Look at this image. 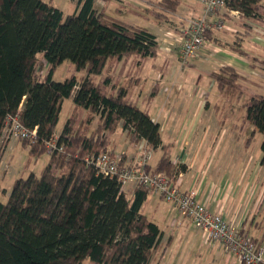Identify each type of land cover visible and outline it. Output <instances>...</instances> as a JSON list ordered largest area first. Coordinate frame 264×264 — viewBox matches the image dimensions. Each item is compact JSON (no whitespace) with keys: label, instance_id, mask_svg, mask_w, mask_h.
Wrapping results in <instances>:
<instances>
[{"label":"trees","instance_id":"trees-1","mask_svg":"<svg viewBox=\"0 0 264 264\" xmlns=\"http://www.w3.org/2000/svg\"><path fill=\"white\" fill-rule=\"evenodd\" d=\"M179 4L158 3L170 13ZM229 5L245 19L264 18L262 0H231ZM164 17L155 14L157 19ZM237 51L247 55L240 45ZM158 53L156 37L146 28L108 15L95 0H78L69 15L44 0H0V140L7 118L19 113L20 122L37 131L29 148L31 157L37 158L58 131L64 102L72 98L73 104L60 132L63 150L49 155L41 176L31 173L17 179L7 202L0 201V264H151L163 232L142 211L150 191L136 188L129 196L116 179L98 175L86 158L115 154L109 147L110 135L121 123L133 144L145 140L152 150H162L157 164H149L147 171L168 175L186 171L185 165L171 161L161 125L128 97L126 87L113 85V92L106 93L93 81L112 61ZM251 60L256 67L258 60ZM65 61L86 75L80 81L75 74L54 80L55 70ZM45 64L49 69L42 76ZM213 76L221 90L238 92L241 74L235 68L222 67ZM103 83L110 85L108 79ZM155 92L157 88L152 96ZM84 111L99 115L96 130H89L90 120L82 124ZM246 119L253 125L252 136H263L264 166V94L250 97Z\"/></svg>","mask_w":264,"mask_h":264},{"label":"rangeland","instance_id":"rangeland-1","mask_svg":"<svg viewBox=\"0 0 264 264\" xmlns=\"http://www.w3.org/2000/svg\"><path fill=\"white\" fill-rule=\"evenodd\" d=\"M45 1L52 2V5H59L66 14H70L74 10V3H77L74 0V3L72 0ZM105 1L110 3L106 8L108 15L128 24L144 27L150 32L158 29L160 21L155 18L158 12L164 14L165 17L169 16L173 21H179L180 18L179 14L167 12L157 5L159 0ZM179 1L181 10L192 7L197 2V0ZM262 3L264 5V0ZM251 22L264 29V22L255 19ZM174 26L173 23L170 24V27ZM252 33L257 32L252 31ZM260 33L258 36L264 37L263 31ZM256 45L260 46L258 42ZM250 55L264 57V50L256 48L254 52H250ZM41 57L39 55V58ZM256 66L258 69L251 68L253 75L243 74L239 78L238 92L234 94L221 90L217 85L213 89L210 88L211 82L215 81L213 76V69L217 70L215 65L192 61L182 66L176 55L170 56L160 52L156 57L140 58L133 55L112 61L104 74L93 78V81L103 86L106 93L113 92V85L117 88L126 87L128 97L140 109L147 111L151 117L159 118L162 127H165V131H162L163 141L168 145V154L173 160L184 155V150H179V144L184 135L186 122L193 111L194 100L198 99L210 103L211 109L214 110L212 117L214 127L221 125L228 133L233 132L246 136L249 154L261 159L263 136L261 133L252 136L253 125L246 119V106L250 97L255 94H264V67L259 62ZM47 71L48 66L42 65V76H45ZM72 74H75L80 81L86 72L77 73L72 63L65 61L57 67L53 77L56 81H64ZM107 79L110 81L108 87L103 83ZM156 88L158 92L152 96ZM165 88H168L170 92L165 91ZM70 101L65 102L58 130L62 127L66 114L72 111H68ZM87 120H90L89 130H96L100 120L99 115L84 111L81 116L82 124L85 125ZM237 120L240 122L239 126H235ZM96 133L101 137L102 130L99 129ZM199 135V130H196L191 137L190 144H196ZM110 139L109 147L115 149L116 154L136 155L133 146L136 144H133L130 137L124 133L121 123L117 131L110 135ZM3 145L0 144V150L3 149ZM162 154V151H157L151 163H157ZM48 160L49 155L46 152L33 158L29 153V147L24 146L23 141L12 140L0 160V201L7 202L17 179L26 178L31 173L41 176ZM129 190L131 188L128 187L127 193L131 196ZM143 213L157 223L166 236L165 242L156 251L151 264H241L233 254L224 249H211L209 244L205 243L200 230H194L188 227L189 225L184 228L173 227V222L183 216L172 203L168 204L152 191L143 206ZM262 218H264V213Z\"/></svg>","mask_w":264,"mask_h":264},{"label":"crops","instance_id":"crops-1","mask_svg":"<svg viewBox=\"0 0 264 264\" xmlns=\"http://www.w3.org/2000/svg\"><path fill=\"white\" fill-rule=\"evenodd\" d=\"M74 1L72 0L73 3ZM160 1L156 4L158 5ZM109 4L105 0H95L96 7L104 9L105 12ZM74 5V10L70 14L74 13L77 9V3H74ZM53 6L62 10L59 5L53 4ZM179 7L180 4L175 12V14H179L180 16L179 21H173L169 16H166L163 19H158L160 22L157 31L150 32L147 29L156 37L159 44V52L170 56L176 55L178 60L179 40L183 29L186 28L190 19L200 17L203 13V6L198 0L192 7H187L183 10ZM64 14L69 15L65 12ZM223 18L226 21L227 27L222 30H211L209 33L210 45L205 49L202 58L192 61L215 65L217 70L213 69V72L219 71L222 67L231 66L238 70L241 77L243 74L253 75L251 68L258 69V66L252 67L253 61L251 58L257 59V64V62L262 63L264 57L251 56L250 52H254L256 48L264 50V37L258 36V33L262 31L264 33V29L260 25L252 23L253 19H245L244 16L240 19H235L224 15ZM216 19L213 18L212 21H216ZM257 21L264 22V18ZM171 23L175 25L173 28L170 27ZM252 31L257 33L253 34ZM255 42H258L260 46L257 47ZM239 45L247 55H241L237 51ZM261 66L264 67V65ZM215 86L216 81H212L210 88L213 89ZM167 90L170 92L168 88H165V91ZM70 100L68 111L73 110L72 98ZM194 104L190 119H188L184 127V135L179 144V150H184V155L179 159H171L175 165L181 164L186 166V171L183 172L181 180L182 189L185 191L195 190L199 201L209 205L213 212L222 213L225 219L235 223L241 230L253 236L257 242L264 245V218H262L264 213V166L261 164V159L259 157L254 158L249 154L246 136L233 132L228 133L227 130H223L221 125L213 126L212 117L214 116V110L211 109L208 101L205 102L203 99H198L194 100ZM64 106L65 102L63 108ZM70 114H66L65 119ZM151 118L161 125V132L165 131V127H162L159 118ZM62 122L64 124L65 120ZM239 125L240 122L237 120L235 126ZM61 128L56 132L60 133ZM196 130L200 132L199 139L196 144H190L191 137ZM124 133L129 137L127 132L124 131ZM11 141L4 143L2 146L0 160L8 150ZM133 146L136 155L118 154L125 158L126 163L139 161V147L143 146L153 153L150 165L154 167L157 164H152L151 161L154 159V154L162 150H152L145 140ZM129 191L132 196L134 192H132V189ZM160 199L162 198L160 197ZM185 226L194 230L196 229L184 217L176 219L173 222V227L184 228ZM165 237L163 232L160 246L165 242ZM205 243L207 244L208 242L205 240ZM208 244L211 249L223 250V247L220 245Z\"/></svg>","mask_w":264,"mask_h":264},{"label":"built area","instance_id":"built-area-1","mask_svg":"<svg viewBox=\"0 0 264 264\" xmlns=\"http://www.w3.org/2000/svg\"><path fill=\"white\" fill-rule=\"evenodd\" d=\"M78 1V0H75ZM203 6L200 17L190 19L183 29L179 40V61L182 66L192 60L202 58L205 49L210 45L211 30L225 29L224 15L240 19L244 14L230 7L231 0H198ZM217 18L216 21H212ZM37 131L27 129L20 122V115L9 116L2 133L0 144L11 140H21L28 147L36 142ZM60 133H55L47 142L46 153L52 155L63 150L59 145ZM139 161L124 163L118 154L102 152L91 154L86 158V164L96 169L98 175L116 179L123 192H132L136 188H144L159 195L164 201L172 203L180 214L194 228L200 230L206 242L218 244L226 252L236 256L241 264H264V245L257 242L251 235L241 230L235 223L224 218L222 213L213 212L209 205L198 200L195 190L182 189L183 172L168 175L163 172L147 171L152 158V152L140 146Z\"/></svg>","mask_w":264,"mask_h":264}]
</instances>
